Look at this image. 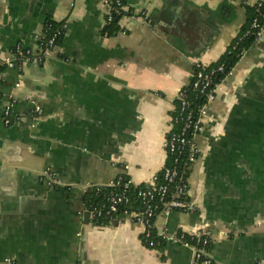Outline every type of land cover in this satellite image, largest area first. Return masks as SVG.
<instances>
[{"label": "crops", "instance_id": "0c3cea01", "mask_svg": "<svg viewBox=\"0 0 264 264\" xmlns=\"http://www.w3.org/2000/svg\"><path fill=\"white\" fill-rule=\"evenodd\" d=\"M259 1L124 0L150 24L123 19L107 37L95 0H0V58L34 49L47 19L67 24L58 56L1 75L15 106L9 125L0 106V264H190L177 245L147 249L130 214L86 225L85 197L118 176L151 185L177 92L195 64L226 53ZM195 143L190 208L158 215L155 231L205 233L213 264H264V43L218 84Z\"/></svg>", "mask_w": 264, "mask_h": 264}, {"label": "built area", "instance_id": "2783aa9c", "mask_svg": "<svg viewBox=\"0 0 264 264\" xmlns=\"http://www.w3.org/2000/svg\"><path fill=\"white\" fill-rule=\"evenodd\" d=\"M95 1L102 8L105 26L112 21L114 16L119 18V22L123 19L131 21L141 19L150 24L145 9L133 8L127 5L124 0ZM253 7H256L258 16L251 20L249 28L243 36L252 34L255 37V43H264V1L255 3ZM66 28L67 24L63 23L50 38L42 40V37L34 49H23L16 46L9 51L6 57L0 58V66L4 67L5 70H14L20 75L25 63L42 64L46 59L58 56L60 46L56 40L60 31L64 32ZM122 32H125V28L122 29ZM194 67L196 73L193 74L192 89L201 95L204 101L195 115L191 108L192 103L185 95L186 87L177 92L175 101L179 103V110L177 115L171 113L170 129L163 141L166 154L173 156V164L164 166L153 178L150 186L137 187L136 198L140 205L139 211H125L123 213V215L130 214L132 220L140 224L142 227L140 240L147 249H159V242L153 244L150 241L151 231L155 230L154 222L158 215L167 216L173 211H187L190 208L187 174L201 153L200 148L195 143V136L202 130L203 121L208 116L209 103L215 96L218 84L213 83V77L216 73H223L224 71L222 64L210 67L197 63ZM206 69L208 71H205ZM1 75L0 72V87ZM0 104L2 105L3 122L5 125H9L12 121L15 101L9 98L4 99V94L0 90ZM35 111L38 109L35 108ZM176 125L179 127L177 131L175 130ZM181 159L183 160V168L178 169V163ZM160 177L162 182H159ZM51 183L55 184L53 177ZM171 185H173L172 189H170ZM131 187L133 186L128 179L124 180L123 176L116 177L108 186L110 190L102 196V203L98 206L88 207L87 211L91 221L94 222L103 216H108L112 220L111 213L116 211L117 207L130 204L128 191ZM156 233L162 241L172 242L183 249L190 250V264H213V259L208 252L210 240L205 233L185 231L170 233L166 230L156 231ZM2 264L12 263L9 260H4Z\"/></svg>", "mask_w": 264, "mask_h": 264}, {"label": "trees", "instance_id": "16d2710c", "mask_svg": "<svg viewBox=\"0 0 264 264\" xmlns=\"http://www.w3.org/2000/svg\"><path fill=\"white\" fill-rule=\"evenodd\" d=\"M247 15H248V23L247 26L240 32V34L235 38V40L229 45L227 48L226 53L214 64L210 65V67H216L218 64H222L224 67L223 73H216L213 77V83L219 84L225 78L227 77V74L232 71L234 68L235 64L238 62V60L241 58L243 53L249 49L251 46L255 45V37L252 34L249 35H244V32L249 28L250 22L254 17L258 16V12L256 7H250L247 8ZM63 23H56L50 19H47L44 22L43 25V39L42 40H47L52 36L53 33L59 30ZM119 31V18L114 16L112 21L107 24L106 26L103 27L102 29V35L110 37L114 34H116ZM63 35V31H60V34L57 37L56 42L60 43V39ZM193 74L196 73L195 67H193ZM5 69L4 67L0 66V72L4 73ZM205 71H208L206 69ZM193 75H192V80L190 84L186 87V92L185 95L187 99L191 101V108L193 109L195 115L197 114V111L201 104L203 103L204 99L201 95H198L193 89H192V83H193ZM179 110V103L178 101L174 102V110L172 115H177ZM178 126H175V130H178ZM173 164V156H168L167 158V163L166 166H171ZM183 165V160L181 159L178 163V169H182ZM190 173V171H189ZM189 174H187L188 177ZM124 180L126 177H124ZM159 182H162L161 177L159 178ZM145 188V187H142ZM173 188V185L170 186V189ZM110 188L106 187L103 190L102 189H93L89 190L86 194L85 200H86V205L87 207L90 206H98L102 203V196L106 194ZM138 188L131 187L128 191V195L130 198V204L128 206H120L117 207L116 211L111 213L112 218L116 216L123 215L125 211H139V203L136 198V192ZM111 219H109L108 216H103L102 218L94 221L96 226H102V225H107ZM150 241L153 242V244L159 242V249H163L164 246L166 245V242L162 241L160 237L157 235L155 230L151 231L150 235Z\"/></svg>", "mask_w": 264, "mask_h": 264}, {"label": "water", "instance_id": "95a60500", "mask_svg": "<svg viewBox=\"0 0 264 264\" xmlns=\"http://www.w3.org/2000/svg\"><path fill=\"white\" fill-rule=\"evenodd\" d=\"M42 2H43V0H33V3H34V6H35V8H38V9H40V7L42 6ZM33 5H32V7H34ZM7 73V72H6ZM10 90V89H9ZM9 90L6 92L5 91V94L6 95H8V92H9ZM0 106L2 107V105L0 104ZM38 115V114H37ZM34 117H35V115H32L31 114V117L29 118V119H26L25 121H22V123L24 124V125H26L27 127H29V126H33V125H35L34 123ZM12 124V123H11ZM83 217H84V220H85V224L87 225L88 223H90L91 222V219H90V215H89V212L88 211H86L84 214H83ZM90 221V222H89ZM93 224V223H92ZM93 225H95L96 226V224H93ZM168 244H170V245H175V244H173L172 242H167ZM178 246V245H177ZM179 247V246H178ZM187 250V249H186ZM189 251V253L191 254V251L190 250H188ZM78 264V263H77Z\"/></svg>", "mask_w": 264, "mask_h": 264}]
</instances>
